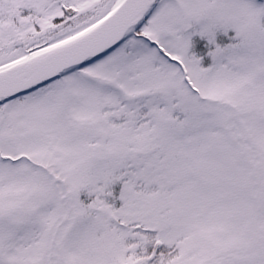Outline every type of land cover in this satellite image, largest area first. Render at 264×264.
<instances>
[{
  "label": "snow or ice",
  "instance_id": "snow-or-ice-1",
  "mask_svg": "<svg viewBox=\"0 0 264 264\" xmlns=\"http://www.w3.org/2000/svg\"><path fill=\"white\" fill-rule=\"evenodd\" d=\"M0 264H264V0H0Z\"/></svg>",
  "mask_w": 264,
  "mask_h": 264
}]
</instances>
